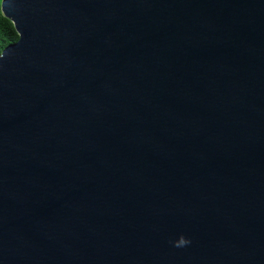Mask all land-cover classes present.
I'll list each match as a JSON object with an SVG mask.
<instances>
[{
    "label": "water",
    "instance_id": "obj_1",
    "mask_svg": "<svg viewBox=\"0 0 264 264\" xmlns=\"http://www.w3.org/2000/svg\"><path fill=\"white\" fill-rule=\"evenodd\" d=\"M0 264H264V0H3Z\"/></svg>",
    "mask_w": 264,
    "mask_h": 264
},
{
    "label": "trees",
    "instance_id": "obj_2",
    "mask_svg": "<svg viewBox=\"0 0 264 264\" xmlns=\"http://www.w3.org/2000/svg\"><path fill=\"white\" fill-rule=\"evenodd\" d=\"M2 2L3 0H0V53L19 40L13 23L3 15Z\"/></svg>",
    "mask_w": 264,
    "mask_h": 264
}]
</instances>
